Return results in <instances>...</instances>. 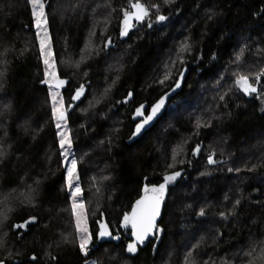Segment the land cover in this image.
<instances>
[{"label":"trees","instance_id":"obj_1","mask_svg":"<svg viewBox=\"0 0 264 264\" xmlns=\"http://www.w3.org/2000/svg\"><path fill=\"white\" fill-rule=\"evenodd\" d=\"M45 1L57 76L66 82L60 92L89 230L95 234L104 221L119 237L101 244L94 239L87 260L260 264L255 258L264 249V77L257 94L245 96L235 74L248 75L256 85L255 75L264 69V0H141L150 15L124 41L121 10H130L129 0ZM158 14L166 20L157 22ZM33 25L27 0H0V260L85 264L75 242L66 168ZM186 38L191 51L182 54L181 64L176 54ZM82 55L87 58L77 67ZM166 65L170 78L161 84ZM184 68L188 73L169 110L128 145L135 109L150 108ZM82 84L84 99L75 104L72 96ZM210 155L221 163L211 167ZM175 172L180 176L165 189L155 237L127 252L131 231L121 227L124 214L146 186H158ZM201 210L207 219H197ZM25 222V228L13 227Z\"/></svg>","mask_w":264,"mask_h":264},{"label":"snow or ice","instance_id":"obj_2","mask_svg":"<svg viewBox=\"0 0 264 264\" xmlns=\"http://www.w3.org/2000/svg\"><path fill=\"white\" fill-rule=\"evenodd\" d=\"M170 0H165V3H169ZM27 4L30 7L31 15L34 21V27L37 30V40L39 42L40 47V54L45 65V72L44 76L45 79L42 83L48 85L49 88V96L51 98L52 103V118L55 123L56 128L58 129L57 137L59 148L61 149L60 155L64 158L63 163L66 168V175H65V184L70 191L71 194V202H72V215L75 220V242L78 243L79 252L82 256L86 258L85 264H96L95 261L89 262L87 257H89L90 252L92 249L90 245H92L93 240L95 239L97 243L103 240L105 237H111L112 239H119L118 236L112 235L107 228V225L100 223L99 224V231L93 234L89 231L88 225L85 222V213L83 211L82 204H78L77 197L81 195V188L79 183H74L79 179L78 177V161L75 158V154L71 151L72 149V138L67 131V118H66V108L64 106L62 98H60V93L55 91L54 89H58L65 84L63 79L58 78L56 65L53 61V53L52 47L48 35V19L45 12V4L44 0H27ZM129 9H122V20H121V30L120 35L124 37L128 34L129 30L134 27L133 22L135 23H142L145 18L149 17L150 12L149 8L145 6L141 0H129ZM156 7L157 12L159 11L158 6ZM166 17L163 15H156V21L162 22L165 21ZM148 27L151 28L152 24L149 23ZM111 38L106 42L105 48L110 46ZM7 51V49H5ZM191 51V44L188 43L187 38L181 44L179 49L177 50L176 58L180 59L181 64L184 63L181 56L185 52ZM244 49H241L243 52ZM86 56H81V60L76 62V66L78 67L83 60H85ZM240 55L236 56V60H240ZM173 65L175 61L172 62ZM166 71L164 74L163 80L160 81L161 84L164 83V80H168L170 78L171 69L168 65L165 66ZM3 74L0 73V76ZM183 76V72L179 74ZM236 80L235 85L239 89V91L243 92L245 96H251L253 93L257 92V88L254 86L253 83L250 82L249 76L246 74H239L236 73ZM264 77V69H261L255 75L256 83L261 82V78ZM115 83V81H113ZM176 88L180 87V80H176L175 82ZM2 86V85H0ZM110 90V88L105 89V94ZM175 89H173L174 91ZM84 94V85L82 84L72 96V100L76 101L79 100L81 95ZM167 93L165 96H162L152 107L150 112L145 114L146 110L143 105L137 107L134 113V119H137V123L135 124V129L132 132V138L137 137L143 131L146 130L147 126L150 125L157 115L160 113L161 109L165 106V100L167 98ZM132 96V93H129V98ZM221 100L224 99V96L220 97ZM99 101H97L98 103ZM127 102V101H125ZM197 128L201 127V122L198 120L196 124ZM63 127V131H59ZM182 147L179 148L178 151H182ZM195 152L199 151V148L194 149ZM178 154V153H177ZM5 153L0 152V159H3ZM215 161L213 160L212 156L208 157V164H213ZM169 168L172 167L171 164L168 165ZM232 171V169H229ZM203 174V173H202ZM180 176L179 172H175L171 175H165L163 177V183L159 184L158 186H153L151 188L145 187L143 189L144 194L135 201L132 206V210L130 213H125L123 216V220L121 223L122 228H131V237L132 240L127 244L126 251L129 253H135L137 250L138 245H143L145 239L152 235L153 229L156 228V221L157 218L161 214V202L164 198V192L168 184L174 182L177 177ZM107 179V177H105ZM37 183H39L37 181ZM35 191V190H33ZM26 200L31 202L32 197L29 195L26 197ZM240 201H236V205H239ZM235 207V206H234ZM231 214V213H229ZM199 215H204L203 210L199 213ZM7 219V216L4 217ZM35 218H30L29 222L34 221ZM28 222L16 224L13 227L15 229L25 228ZM6 236L7 233H4ZM62 240L64 243L71 242V238L69 235H62ZM5 241L0 239V247H3ZM262 255L256 257V260L260 261V264H264V249L261 250ZM32 260H36L35 255L30 257ZM55 259V257H52ZM0 264H5L4 260H0ZM191 264V261H189ZM249 264H254V261H250Z\"/></svg>","mask_w":264,"mask_h":264},{"label":"water","instance_id":"obj_3","mask_svg":"<svg viewBox=\"0 0 264 264\" xmlns=\"http://www.w3.org/2000/svg\"><path fill=\"white\" fill-rule=\"evenodd\" d=\"M146 19V18H145ZM145 21V20H144ZM143 21V22H144ZM142 22V23H143ZM163 22V21H162ZM133 24H134V27L131 29V30H129V32H128V34L126 35V36H124V37H121V35H120V33H119V40L120 41H124L125 39H127L128 38V36L130 35V33L134 30V28H135V26H137L138 24H141V23H135V22H133ZM120 30H121V28H120ZM182 72H183V76H179V80H180V87L179 88H176V85H174L171 89H170V91H168L167 92V98H166V100H165V106L161 109V111H160V113L157 115V117L154 119V121L150 124V125H148L147 126V128H146V130L145 131H143L140 135H138L137 137H135V138H132V135H131V137L129 138V140L127 141V144L128 145H131V144H133V143H135L136 141H139L143 136H144V134L146 133V132H148L156 123H157V121L161 118V117H163L164 116V114L166 113V111L168 110L167 108H168V105H169V103H170V101H171V99L172 98H174L180 91H181V89H182V86H183V83H184V80H185V78H186V75H187V73H188V70H187V68H184L183 70H182ZM66 85V82H65V84L62 86V87H60L59 89L60 90H63V88H64V86ZM256 88H257V92H258V83L256 84V85H254ZM173 89H175L174 91H173ZM257 92L256 93H253V95H255V94H257ZM85 93H86V89H84V94L83 95H81V97L79 98V100H76L75 101V104H80L81 102H82V100L84 99V96H85ZM166 94V93H165ZM165 94L163 95V96H165ZM161 98V97H160ZM159 100V99H158ZM157 100V101H158ZM156 101V102H157ZM155 102V103H156ZM154 103V104H155ZM153 104V105H154ZM152 105V106H153ZM144 106V108H145V110H147V106L146 105H143ZM151 106V107H152ZM151 107L150 108H148V112H150V110H151ZM74 109V105H71L70 106V108H69V111H72ZM133 117H134V114H133ZM132 117V121L136 124L137 123V119H134ZM134 129H135V126H134ZM134 129H133V131H134ZM197 148H199V151H197V152H195V157L196 158H198L199 157V155H200V153H201V148L200 147H197ZM196 148V149H197ZM214 160V159H213ZM221 162H219V163H213V164H209L211 167L212 166H215V165H217V164H220ZM163 207H164V202L162 201L161 202V214H160V216L157 218V221H156V228L155 229H153V233H152V235H150V236H148L146 239H145V242L144 243H147V242H149L151 239H153L154 237H155V235H156V233H157V229H158V225H159V222H160V220H161V216H162V212H163ZM131 210H132V208H131ZM131 210H130V212H131ZM129 212V213H130ZM197 219H207V217H204V216H200V217H198ZM101 223H103V224H105V225H107L106 224V222H104V221H102ZM107 228H108V231L110 232V230H109V227L107 226ZM129 229H130V231H131V228L129 227ZM98 231H99V225H98ZM111 233V232H110ZM112 234V233H111ZM130 238H131V240H132V237L130 236ZM117 241V239H112L111 237H105L103 240H101L100 242H99V244H101V243H104V242H116ZM139 246V245H138Z\"/></svg>","mask_w":264,"mask_h":264},{"label":"rangeland","instance_id":"obj_4","mask_svg":"<svg viewBox=\"0 0 264 264\" xmlns=\"http://www.w3.org/2000/svg\"><path fill=\"white\" fill-rule=\"evenodd\" d=\"M44 4H45V7H46V1L44 0ZM43 61V60H42ZM53 61H54V59H53ZM43 66H44V70H45V65H44V63H43ZM47 85V84H46ZM48 86V85H47ZM55 91H58L59 93H60V98H62V100H63V97H62V94H61V92H60V89L58 88V89H54ZM51 99V98H50ZM263 100H264V97L262 98ZM196 101H199V100H196ZM63 103H64V101H63ZM64 106H65V103H64ZM196 106V105H195ZM65 108H66V106H65ZM168 108H169V105H168ZM167 108V109H168ZM169 110V109H168ZM66 113H67V108H66ZM64 129H63V127L59 130V131H63ZM68 131V130H67ZM74 183H79L78 182V180L77 181H74ZM69 190V189H68ZM69 194H70V191H69ZM70 201H71V194H70ZM77 202H78V204H82V207H83V211H84V213H85V222L87 223V225H88V228H89V223H88V218H87V215H86V208H85V206H84V204H83V202H82V193H81V195L79 196V197H77ZM71 211H72V202H71ZM74 218V217H73ZM74 230H75V220H74ZM90 231V230H89ZM75 233V232H74ZM90 247H91V245H90Z\"/></svg>","mask_w":264,"mask_h":264},{"label":"flooded vegetation","instance_id":"obj_5","mask_svg":"<svg viewBox=\"0 0 264 264\" xmlns=\"http://www.w3.org/2000/svg\"><path fill=\"white\" fill-rule=\"evenodd\" d=\"M147 112H148V109L146 110L145 114H147Z\"/></svg>","mask_w":264,"mask_h":264}]
</instances>
